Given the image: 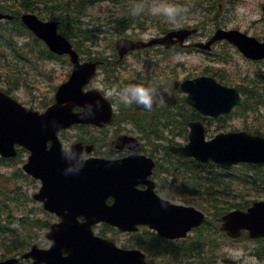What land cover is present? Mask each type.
Masks as SVG:
<instances>
[{"label": "water", "instance_id": "95a60500", "mask_svg": "<svg viewBox=\"0 0 264 264\" xmlns=\"http://www.w3.org/2000/svg\"><path fill=\"white\" fill-rule=\"evenodd\" d=\"M4 17L0 14V18ZM21 19L53 51L68 53L74 67L69 80L58 88L54 105L44 114L26 111L0 92V153L6 157L15 155L14 144L30 150L31 156L23 168L31 176L41 179L43 184L35 199L44 203V209L61 217V221L52 225L45 234L51 241L50 248L40 250L33 246L24 256L31 257L34 260L32 264H149L139 250L120 249L111 241L94 236L91 226L106 222L121 230L135 231L137 225L143 224L172 239L184 237L203 221L204 215L194 208L170 205L153 196L128 195L125 186L131 183L133 173L119 164L88 160L78 173L65 174L67 165L56 132L73 123H94L104 118L99 109H94V116L72 114L74 106L94 105L96 102L92 94L82 95L81 92V86L93 74L94 66L78 64L75 52L57 34L54 22L42 23L30 14L22 15ZM181 32L169 33L159 43H168ZM219 39H227L248 58H264V43L239 31L217 30L208 44ZM182 89L188 93L185 98L188 104L213 117L227 113L241 103L236 90L223 88L204 77L185 82ZM56 122H60V126L53 128ZM190 125L189 143L176 150L180 156L213 161L223 168H230L238 162L264 161V138L238 132L222 134L204 142L200 125ZM48 141L52 144L47 151ZM139 174H144L141 167ZM109 196L115 198L111 206L105 204ZM76 215H83L86 221L79 223ZM222 221L221 229L231 238L238 237L242 230H246L250 238L264 237V201L254 202L246 212L232 211L223 216ZM63 253L67 255L63 256ZM17 262L11 258L0 264Z\"/></svg>", "mask_w": 264, "mask_h": 264}, {"label": "rangeland", "instance_id": "374dc122", "mask_svg": "<svg viewBox=\"0 0 264 264\" xmlns=\"http://www.w3.org/2000/svg\"><path fill=\"white\" fill-rule=\"evenodd\" d=\"M137 1H139V6L141 5L140 10L136 11L137 14L132 13L134 22L133 26L129 25L131 27V34L133 37H136V39L139 38L146 40L158 34L159 30H164V28L173 29L185 23L191 27L197 26L200 29L198 33L194 35V39L200 41H203L206 37H209L218 27L225 29H240L241 31L248 32L249 35L259 38L264 36V17L261 10V5L264 3V0H94L95 3L91 5L89 9H87L90 18L88 19L84 17L82 18L81 22L85 24L87 29H91L90 27L92 26V23H94L95 20L98 21V24L102 29V34L100 35V38H98V43H101L99 44L101 47L100 49L109 48L111 42L118 38L112 30L114 25L112 26V24H108L111 21L110 15H112L111 17L113 19L120 16L121 13L119 12L123 10L124 4L127 3L131 6V9H135V3ZM199 3L201 4L198 5ZM167 4H175L182 7L183 11L177 16L178 22L172 23L162 11H154V9H162L163 6ZM206 8H208V11H204ZM238 9L240 11H238ZM48 10L53 11L48 8H45L44 10L42 7H40V10L37 13L41 14L42 16H46L50 13ZM50 17L51 16H49V19L47 18V20H51ZM77 39L79 40L78 42L82 44L80 46L81 51L86 52L90 42H83L82 38L80 37H77ZM219 46L220 45H218L214 51L224 55L228 54L230 58L227 59H230V62L227 63L225 67H221L220 65L213 67H217L226 71L229 74V79L236 78L237 73L239 72L247 73L249 76H252L254 71L259 68L260 64H253L247 60H244L231 47ZM90 51L94 52L97 50L90 49ZM104 53H106V51ZM182 54V58L175 60L173 59L175 56L174 55L171 64L179 65V62H181L186 66L187 72L193 74L201 73V70L204 66L201 68L198 66L203 63V57L201 56L204 55L197 52ZM6 55L8 56L7 61L11 64L13 60L10 54L6 53ZM34 62V70H29V72L32 73L29 88L14 91V98H16L27 108L40 110L42 102L52 97V93H50L52 86L55 84L59 85L65 79L68 72V67L64 61L58 60L56 62L53 60H34ZM182 72V70H178L179 77L185 74ZM221 73L226 74L223 71ZM47 74L50 76H46ZM231 83H233V81ZM229 124L235 129L241 128V121L239 119H233L229 121ZM155 130L160 131V129ZM76 135L77 132L73 131V129L65 131L62 136L64 141L63 144L65 145V143L69 141L72 142ZM176 140L180 141L178 138ZM166 161H168L166 158L161 160V162ZM0 172L5 173V175L11 173V171L5 169H1ZM233 172L237 173L238 171L236 170ZM4 185H6V183H4ZM37 189L38 188H36V190ZM36 190L35 187H31L28 193L32 194L33 192H36ZM233 193L238 195L237 192ZM212 196L214 195H211L210 197ZM245 199L248 201L264 199V190H261L259 193L254 192L251 194V196L245 197ZM225 201L230 203L234 202L232 198H229V200ZM26 207L27 212L30 211V213H32L34 211L36 214L38 213V208L33 204H28ZM11 209H15L14 200L5 197V201L0 202V211H2V214H7V211ZM33 218L42 222H47V219L48 221H53L52 217H47L46 219L39 213ZM43 233L44 231L37 232L36 236L38 239L41 237V235L43 239ZM108 236L113 238L120 246L126 245L127 248L134 247L133 239L130 240V237L127 235L111 233ZM223 240L226 241L224 237ZM190 245L195 246L193 242H191ZM44 246L46 245L40 244V247ZM254 247L255 256L253 253ZM256 248V243L246 242L244 240L236 241L233 243V245L224 242V244L220 245L219 248L215 250L216 252L213 254V256H227L235 264H264V255H260V252H257ZM169 256H164V258H162L160 261L164 264L194 263L192 258L185 257L182 251L176 250L174 253V258ZM150 258L152 257H149L148 259ZM153 259L157 261L159 257L153 256Z\"/></svg>", "mask_w": 264, "mask_h": 264}, {"label": "trees", "instance_id": "16d2710c", "mask_svg": "<svg viewBox=\"0 0 264 264\" xmlns=\"http://www.w3.org/2000/svg\"><path fill=\"white\" fill-rule=\"evenodd\" d=\"M39 4L45 6L54 5L53 8L60 9L57 17L59 28L64 31L66 35H68L67 32H69L71 36L75 38H90L88 30L75 25L83 12L88 6H90V0H0V11L14 16L12 26L7 29V33L0 32V47L3 46V44L7 46L8 49L15 53L18 60L14 65H7L2 63L3 59L1 60V57L5 58V56L2 54L0 55V82L7 86L5 87L6 93L18 89L21 85V66L19 65L21 61L32 62V57L36 56L40 58L48 53L37 39H34L26 33L27 31L18 21L20 11H33ZM73 20L76 21L72 22ZM25 35H28L32 40L31 45L26 43L23 44L22 47H17L18 41L16 40ZM253 79V81L250 80L251 83L249 90H247L246 86L249 85L250 81L247 85L238 87V90L243 95L244 99L242 106L237 112L240 114H246L249 112L259 114V116L255 117V120H252V123H245L244 127L245 130L251 133L264 135V116L259 113L260 108H264V71H257ZM183 112L184 110L181 111V113ZM177 115L178 116L176 117L179 118V121L176 119L175 124L177 123V131H180L184 119L179 116L178 113ZM193 115L197 114L191 111L190 116ZM187 119H189V117L185 118L184 124ZM20 157L21 155H18L17 161ZM188 163L189 162L182 164V161L180 160L175 162L178 171L177 190L182 194H190V198H193V200L199 199V201H202L203 203H198L196 205L204 211L207 212L208 209L214 210L213 214H207V218L197 232L195 240L194 238L192 239V242L194 241L196 244L195 246L190 247L192 260L194 261L193 264H215L217 258H214L212 254L218 247L217 241L220 238V235L216 232L220 233V218L228 210L245 209L248 206L249 201L243 197L244 194H248V187L250 189L264 188V165H243L241 174H238L237 177L231 178L227 173L219 174L212 171L211 168L213 166L210 164L201 166V164L198 163H189V165L193 167H203V172H200V170L195 171L189 169L187 167ZM180 170H186L187 172L181 174L179 172ZM11 178L15 179L14 183H17L20 179L27 180V177L21 174L20 170L19 172L16 171L13 173ZM13 179H4L1 180L0 183H8V181L11 182ZM188 186H190V190H188ZM238 186L240 188L239 200L233 199L234 202L232 203L225 201L229 200L228 196L234 191V189L237 190ZM16 189L17 185H14V190ZM2 192L3 189L0 187V193ZM211 195L214 196L210 197ZM24 202L25 201L20 197L17 204H15V208L16 210L19 209L22 213L16 214L15 219L8 220L9 224L11 222H16L17 225H19L17 229L9 228L8 226L2 227L0 225V260L9 255H18L25 251L33 240L30 232L35 231L37 228L47 226V223L37 222L30 219L27 215H23L25 207ZM1 215L2 211H0V217ZM144 234L146 237L143 239L139 238V235H136L135 237L137 238H135V241L136 245L140 246L145 251H151L153 248L157 247L158 244H161L160 239L154 234L148 232H145ZM239 240H244L246 242L249 241L245 234H243ZM256 244L257 252H260V255H264V239L256 240ZM221 263L234 264L231 260L225 257H222Z\"/></svg>", "mask_w": 264, "mask_h": 264}, {"label": "flooded vegetation", "instance_id": "af4514ba", "mask_svg": "<svg viewBox=\"0 0 264 264\" xmlns=\"http://www.w3.org/2000/svg\"><path fill=\"white\" fill-rule=\"evenodd\" d=\"M189 41L190 40H188L187 43ZM188 44L182 46L175 45L173 48H188ZM139 57L141 59L149 58L151 63H157V58L159 55L143 53L139 54V50H137L136 53L128 52V54L125 55L121 60H118L117 54L109 56L108 60L110 63L104 62L108 69L116 67L117 70H120L122 77L119 78L117 84L110 83V86H107V98L110 101L113 110V118L111 123L102 128L89 126L90 128L100 132L97 136H91L94 145L93 153L95 152L105 155V157L109 159H121L131 155H139V150H133V148L136 146L135 142H137L138 148L139 141L141 142V153H144L146 148L144 143L146 140L150 139L151 136L154 139L166 136V134L151 133L149 127L153 124H156L155 129H164L166 119L160 121H158V119L164 116V114L167 116L172 114V112L165 113L166 109H172V106L167 102L157 103L150 111H139V108H137L134 103L131 105H125L119 100V97L109 94L113 86L123 88L125 85L130 84L131 82H137L138 84L139 77L144 79L147 77L159 76V73L145 71L144 66L147 67L148 65L143 64L142 62L139 63ZM160 85L168 93H174L178 99V89L174 88L173 83L169 85L168 81L163 80ZM139 119L141 121H139ZM118 137H120L122 141H117L116 138ZM89 139L90 137H86L85 140ZM140 188H144V186L141 185Z\"/></svg>", "mask_w": 264, "mask_h": 264}, {"label": "clouds", "instance_id": "9594fccd", "mask_svg": "<svg viewBox=\"0 0 264 264\" xmlns=\"http://www.w3.org/2000/svg\"><path fill=\"white\" fill-rule=\"evenodd\" d=\"M140 6H137L134 11H139ZM162 11L172 23H176L177 16L183 11L182 7L175 4L164 5L162 9H154V11ZM238 11H240L238 9ZM182 53H176L175 59L182 58ZM110 95H116L119 100L125 105H131L133 103L143 106L145 109H151L154 103H163L164 98L160 89L152 86H145L143 84H127L123 88L113 86L109 92ZM102 108L100 101H96L93 105L88 103L84 105L82 111L87 116H94V109L98 110ZM60 122L53 124V128L59 127ZM62 156L66 161L65 174L78 173L83 168L84 163L87 160V150L84 147L76 149L71 141L65 143Z\"/></svg>", "mask_w": 264, "mask_h": 264}]
</instances>
